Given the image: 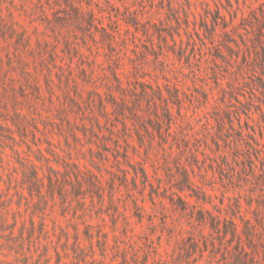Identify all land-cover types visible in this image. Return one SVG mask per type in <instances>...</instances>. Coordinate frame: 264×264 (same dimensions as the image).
<instances>
[{
    "label": "rangeland",
    "instance_id": "rangeland-1",
    "mask_svg": "<svg viewBox=\"0 0 264 264\" xmlns=\"http://www.w3.org/2000/svg\"><path fill=\"white\" fill-rule=\"evenodd\" d=\"M81 3L85 7L92 6L103 25L119 28L116 47L123 64L119 72L125 73L122 74L125 82L132 78L131 70L137 64L141 70L140 79L154 87L161 86L166 97H170L168 90L179 89L181 115L177 105L172 107L175 116L172 130L177 131V136L169 137V141L163 143L157 131L147 123L149 129L155 131V139L149 142L151 136L142 128L141 133L146 139L142 144L133 129L127 133L121 129V122H110L101 117L94 129L104 138L99 141L90 133L91 139L96 140L102 150L104 147L108 151L105 159L95 157L92 162L89 148L93 147L95 155L100 156L97 144L88 143L89 137L82 133L81 141L68 132L59 133L60 123L67 125L61 121L57 106L51 104L46 86L47 68L38 66L41 91L32 88L27 91L34 105L31 115L35 120L29 124L26 137L15 131V141L10 139L6 144H0V189L7 204L8 219L0 228V264H93L94 258V264H100L98 261L102 259L108 264H145V252L151 245L169 261L168 264H225L217 237L214 252L210 245L203 257L197 250L190 257L184 252L179 261L175 259L178 248L190 244L188 240L192 234L210 235L211 230L197 224L173 205L168 195L177 190L172 184L181 179L187 169L194 182L212 196L213 203H206L205 207L216 212L213 204L227 207L240 201L242 213L247 217H254L257 209L264 215V176L261 174L264 164V85L255 77L261 75L264 79V74H238L243 56L250 53L255 56L258 49L259 58L264 60V0H82ZM28 28L35 45V30L32 25ZM40 28L44 29V26ZM143 29H149V35ZM171 34L175 36L176 45ZM45 37L51 42L55 40L52 32ZM76 37L87 60L96 61L93 64L97 68L94 80L104 90L101 84L106 74H102L101 63L108 68L113 62L107 44L101 41V32L96 33L97 42L82 30L76 31ZM84 38L89 42L84 43ZM13 43L14 39L10 38L11 50ZM62 48H65L64 42L58 47L61 56L64 55ZM29 60L33 66V59L29 57ZM58 62L62 64V61ZM73 62L76 69L73 76L82 87L92 88L91 84L83 85L78 68L81 59L76 56ZM16 70L10 71V102L17 96L22 102L21 110L28 113L29 104L22 96L20 68ZM52 76L59 83V74L53 72ZM82 114H90L86 103L78 116ZM3 118L0 114V122L5 124ZM8 122L16 130L11 117ZM114 122L118 127L114 128ZM127 122L133 127L132 120ZM33 124H37V129ZM240 124L249 131L250 137L248 143L236 149L235 144L241 142ZM32 132L37 135V143L33 142ZM48 139L51 145L47 143ZM117 144L121 145L122 153H129L132 162H140L145 167L150 180L143 190L144 195L140 192L142 184L139 189L130 183L115 191L118 210L129 217L130 225L125 224L123 216L116 225L113 223L115 206L110 201L107 181L113 172L122 175L115 158ZM38 148L43 150L42 159H38ZM29 159L36 163L40 176L44 177L46 203L40 202L37 192H30L25 182ZM120 159L121 166L133 174L132 167L123 157ZM252 161L255 170L251 167ZM66 162H76L81 168L88 167L104 177V199L89 190L86 182L82 183L80 192L83 193L78 196L79 185L73 173L65 172ZM48 166L59 171L66 198L58 193L51 198L47 192ZM152 190L162 194L156 196L154 193L156 203L150 200ZM185 198L195 203L194 197ZM134 199L144 207L141 222L135 215ZM87 223L94 225L93 243L85 235ZM100 230L107 235L105 251L102 242L97 241ZM77 237L85 249L78 259L74 245ZM124 250L127 263L123 259ZM195 258H198L197 262H194ZM149 264L156 263L151 258Z\"/></svg>",
    "mask_w": 264,
    "mask_h": 264
},
{
    "label": "trees",
    "instance_id": "trees-1",
    "mask_svg": "<svg viewBox=\"0 0 264 264\" xmlns=\"http://www.w3.org/2000/svg\"><path fill=\"white\" fill-rule=\"evenodd\" d=\"M81 1L38 0L35 2L34 0H21L20 3H17L16 0H12V2L10 0H0V114L3 115V119L6 121L5 124L0 122V144H6L10 139L15 141V131H18L22 137L27 136L26 132L29 124L35 120V117L31 115V107L34 105L31 103L32 101L27 95V91L28 88H32L37 92L41 91L38 66L41 67L43 65L48 71L46 86L51 96V104L57 106L58 115L62 117L60 118L61 121L66 122L67 125L63 126L64 124L60 123V134L64 135L63 132H68L75 140L81 141L82 133L84 137H89L88 143L98 145L96 140L91 139L90 133L95 135L99 141L104 138V136H101L94 129V124H99L101 117H104L110 122L113 120L121 122L123 125L121 129L127 133L133 129L142 144H145L146 141L145 136L141 133L142 128L151 136L149 142L155 139V131H157L163 143H167L169 137L175 138L177 131L172 130L175 123L172 107L173 105H177L179 114L181 115L182 98L179 94V89L175 88V92L168 90L170 97H166L161 86L154 87L151 83L140 79L142 75L140 74V67L137 64L131 70L132 78L125 82L122 77V74L125 73L119 72L123 64L116 47L117 38L120 34L119 28L117 25L109 27L103 25L96 18L92 6L85 7ZM110 19L113 23H116L115 20ZM29 25L33 26L37 35L35 45H33L32 35L29 33ZM41 25L44 26V29L40 28ZM77 30L84 31L85 35H88L95 42H97L95 38L96 33L101 32V41L106 43L110 50L109 57L113 63H109L108 68L104 67L101 63L104 70L102 74H106L101 84L104 90H101V86H98L94 80L93 74H97V68L93 64L96 61L89 62L87 55L82 52L81 45L76 37ZM143 31H145L146 35H149V29H143ZM49 32H52L54 35L55 40L53 42L45 37V35H49ZM171 36L176 45L174 34H171ZM10 38L14 39L13 50L10 49ZM257 41H260L259 38H257ZM61 42L65 43V48H62L63 56L58 51ZM83 42L87 43L89 40L84 38ZM258 54L259 51L257 49L255 56L251 53L243 56L238 74H264V60L260 59ZM76 56L81 59L78 68L80 74H82L83 85L91 84L92 88L90 89L82 87L77 78L73 76L76 70L73 66V61ZM29 57L33 59V66L30 63ZM66 58L69 61H66ZM58 60L62 61V64ZM258 60L260 63H258ZM251 65H253L252 68H250ZM17 68H20L22 96L29 104L28 113H24L21 110L20 105L22 102L19 101L17 96L12 98V102H10V71H17ZM53 72L59 74V83L54 81ZM64 74L69 75L65 76ZM255 77H257L259 83L264 85L263 76ZM12 79L17 81L16 77ZM56 88L60 92H57ZM85 92H87L86 95ZM144 102L145 106L143 105ZM84 103L90 108V114L78 116L79 112L82 111ZM159 108L161 109L159 110ZM2 111H5V113ZM72 115L74 118H72ZM10 117L16 130L10 127L8 122L10 121ZM78 117L80 120H78ZM128 119L132 120L133 127H130L128 124ZM86 120H89V122H86ZM147 123L155 131L150 130L149 126L146 125ZM33 125L37 129V124ZM113 126L116 128L118 124L114 122ZM32 134L33 142L37 143L36 133L32 132ZM239 137L241 142L235 144L234 148L236 149H241L243 143L249 142L248 137H250V133L249 131H245L241 124L239 126ZM47 143L49 145L52 144L50 139L47 140ZM98 147L100 149L98 155L100 156L95 155L93 147L89 148L90 152H92V162H95V157L105 159L107 155L106 151H108V148L103 147L102 150L100 145ZM115 150V158L117 163H119L118 170L122 175L113 172L110 180L107 181L110 185V201L115 206L112 213L113 223L116 225L119 218L123 216L125 224L130 225L129 217L118 210L114 198L115 191L122 185L128 187L130 183H133V188L139 189L140 184H142L143 189L140 192L144 195L143 190L150 184V180L145 167L140 162H132L128 152L122 153L120 144L116 145ZM38 151L40 153L38 159H42L44 157L43 150L38 148ZM120 156L132 167L133 174H131L129 169L121 166L122 161ZM29 161L25 182L28 184L30 192L36 191L40 202L46 203L47 194L43 192V187L45 186L44 177L40 176L36 163L31 159ZM251 167L255 170V163L253 161L251 162ZM48 170L50 174L47 176V192L51 198H54L56 193L66 198V188L59 178V171H56L51 166H48ZM65 172L75 175L79 185L78 196L83 193L80 192L83 188L82 183L86 182L89 190L97 192L99 197L104 199L102 192L104 189V177L95 174L88 167L85 169L81 168L76 162H66ZM61 174L65 175L63 172ZM130 174L131 176L129 177ZM261 174L264 176V164ZM172 187H176L177 189L168 195L172 204L183 210L197 224L209 227L211 230L210 235L204 233L199 235L192 234L188 240L190 244L187 245L185 243V245L180 246L176 254H174V256L176 255L175 259L179 261L184 252L190 257L197 250L201 253L200 257H203L204 252L209 249L210 245L211 252H214L216 248L215 238L217 237L220 241L219 248L223 249L224 258L226 259L225 264H264V215L260 209H257L254 217H247L242 213L240 201L229 204L227 207L213 204L216 212L205 207L206 203H213L212 196L194 182L187 169L183 171V177L177 179L172 184ZM154 193L156 196L162 194L156 190L149 192L150 200L156 203ZM181 193L186 194L181 195ZM163 196L166 197V194ZM176 196L177 198H175ZM185 196L194 197L195 203H191ZM3 197L4 194L0 189V228H3L8 220L5 210L7 204L3 200ZM133 203L135 215L141 222L144 218V207L139 203L138 199H134ZM221 203L224 202L222 201ZM32 223L35 224V221L32 220ZM240 223L243 224L242 228H240ZM93 227L94 225L91 223L86 224L85 235L90 239L91 243H93L95 238L92 230ZM41 229H44L43 224ZM101 233L102 230L97 234V241L102 242L103 250L105 251L107 235ZM74 245L75 257L78 259L85 249L78 237ZM138 247L141 248V246ZM123 253L124 262L127 263L126 251L124 250ZM145 253V264H149L151 258L152 262L156 264H168L169 262L158 254L154 245H151ZM197 261L198 258H195L194 262ZM95 262L96 259L94 258L92 263L94 264ZM98 262L100 264H108L105 259ZM57 264L60 263L58 262Z\"/></svg>",
    "mask_w": 264,
    "mask_h": 264
}]
</instances>
